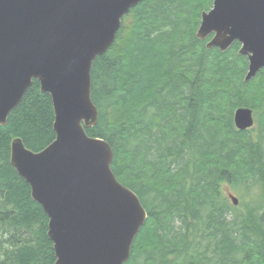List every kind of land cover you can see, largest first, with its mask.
<instances>
[{
  "label": "trees",
  "instance_id": "1",
  "mask_svg": "<svg viewBox=\"0 0 264 264\" xmlns=\"http://www.w3.org/2000/svg\"><path fill=\"white\" fill-rule=\"evenodd\" d=\"M211 7L142 0L92 62L98 116L85 132L109 143L112 171L147 211L123 264H264V67L244 80L237 40L220 51L196 37ZM240 106L255 113L248 129L234 126ZM52 122L34 79L0 125V264L55 261L48 217L9 162L12 138L40 151Z\"/></svg>",
  "mask_w": 264,
  "mask_h": 264
},
{
  "label": "water",
  "instance_id": "2",
  "mask_svg": "<svg viewBox=\"0 0 264 264\" xmlns=\"http://www.w3.org/2000/svg\"><path fill=\"white\" fill-rule=\"evenodd\" d=\"M140 1L0 0V125L34 79L51 98L54 139L34 152L12 138L9 162L48 217L53 264H123L147 217L137 194L112 171L109 143L85 132L98 116L92 62ZM195 35H211L206 47L220 51L237 40L248 61L244 80L252 78L264 67V0H212ZM233 123L252 127L253 110L237 107Z\"/></svg>",
  "mask_w": 264,
  "mask_h": 264
},
{
  "label": "rangeland",
  "instance_id": "3",
  "mask_svg": "<svg viewBox=\"0 0 264 264\" xmlns=\"http://www.w3.org/2000/svg\"><path fill=\"white\" fill-rule=\"evenodd\" d=\"M253 117H254V124H255V113L253 112ZM253 124V125H254ZM254 188V187H253ZM252 190H255V189H252ZM223 191H224V193H225V195H226V197L229 199V197H228V194L229 193H231V194H233V195H235L236 197H238V195L236 194V193H234V191L228 186V184H224L223 185ZM230 200V199H229ZM239 203V201H237V204ZM237 204H235V205H237Z\"/></svg>",
  "mask_w": 264,
  "mask_h": 264
}]
</instances>
